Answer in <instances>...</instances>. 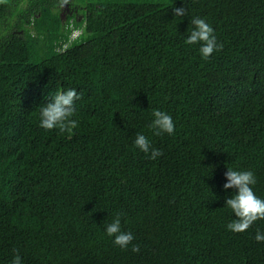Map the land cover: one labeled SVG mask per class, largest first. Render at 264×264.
<instances>
[{
	"label": "trees",
	"instance_id": "obj_1",
	"mask_svg": "<svg viewBox=\"0 0 264 264\" xmlns=\"http://www.w3.org/2000/svg\"><path fill=\"white\" fill-rule=\"evenodd\" d=\"M28 2L16 22L0 3V264H264V219L228 230L223 188L227 167L252 170L264 199V0H69L65 18L61 0ZM193 17L223 44L207 59L185 43ZM69 88L78 127H40ZM152 109L173 134L153 135ZM117 212L139 252L106 234Z\"/></svg>",
	"mask_w": 264,
	"mask_h": 264
},
{
	"label": "clouds",
	"instance_id": "obj_2",
	"mask_svg": "<svg viewBox=\"0 0 264 264\" xmlns=\"http://www.w3.org/2000/svg\"><path fill=\"white\" fill-rule=\"evenodd\" d=\"M69 0H61L62 6L68 4ZM175 17L187 15L185 7H174L172 9ZM192 29L187 36L185 43L200 44L199 52L202 58L207 59L214 51L221 50L223 44L217 41L214 29L206 22L204 18L193 17L191 19ZM79 32L74 38L80 36L81 29L74 28ZM73 39V37H72ZM80 99V94L75 88L57 90L39 110V126L45 130L58 129L61 133H73L78 127V121L73 119L76 114L75 101ZM153 119L148 125L153 135L167 133L173 134L175 124L172 117L165 111L152 109ZM135 146L148 155L149 159L155 160L163 155L161 149L154 148L150 140L143 134L137 133L134 140ZM226 183L224 189H235L234 193L225 199L224 204L231 209L235 218L232 219L226 228L233 232L246 231L255 221L264 219V199L259 198L253 191L252 185L256 183V178L252 170H233L227 167L224 173ZM122 212H117L110 223L105 226V232L108 236L113 237V243L121 249H127L131 244L132 252H139L138 244H133L134 236L131 232L122 231L121 217ZM254 239L257 242H264V232L257 230ZM11 264H22L21 257L16 250Z\"/></svg>",
	"mask_w": 264,
	"mask_h": 264
},
{
	"label": "rangeland",
	"instance_id": "obj_3",
	"mask_svg": "<svg viewBox=\"0 0 264 264\" xmlns=\"http://www.w3.org/2000/svg\"><path fill=\"white\" fill-rule=\"evenodd\" d=\"M110 1L111 2H123V1H132V0H71L72 3L78 4L79 6L83 7L80 10V12H82V11L84 12L85 11L84 10V5H86V4H89V3H102V2L103 3H105V2L107 3V2H110ZM145 1H151V2H157V3H159V2H161V3H170V2H172L174 0H145ZM15 2H17V4ZM19 2L16 1V0H0V3H4V4H6L8 6L7 9H6V12L7 11L8 12L5 14V16H7V17L11 16V18H12V20H14V22H16V21L21 19L18 16V13L23 8H27L28 3H29L28 0H24V1L19 0ZM13 14H14V16H13ZM68 14H70V9L68 8V6L66 4V5H64L62 7L61 16H62V18H65V16L68 15ZM77 17H78V19H81V15L80 14H77ZM23 25L26 26V22ZM78 33L79 32L74 31L72 37L74 38L76 35H78Z\"/></svg>",
	"mask_w": 264,
	"mask_h": 264
}]
</instances>
